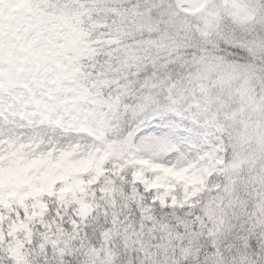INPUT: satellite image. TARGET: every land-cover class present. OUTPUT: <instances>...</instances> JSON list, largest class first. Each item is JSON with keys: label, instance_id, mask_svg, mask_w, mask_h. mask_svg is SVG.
I'll return each mask as SVG.
<instances>
[{"label": "snow or ice", "instance_id": "6c2138e0", "mask_svg": "<svg viewBox=\"0 0 264 264\" xmlns=\"http://www.w3.org/2000/svg\"><path fill=\"white\" fill-rule=\"evenodd\" d=\"M0 264H264V0H0Z\"/></svg>", "mask_w": 264, "mask_h": 264}]
</instances>
